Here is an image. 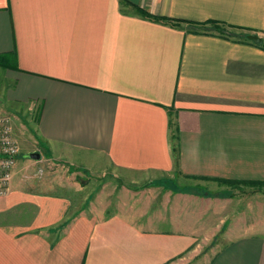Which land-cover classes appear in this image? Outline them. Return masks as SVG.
<instances>
[{
	"label": "crops",
	"instance_id": "1",
	"mask_svg": "<svg viewBox=\"0 0 264 264\" xmlns=\"http://www.w3.org/2000/svg\"><path fill=\"white\" fill-rule=\"evenodd\" d=\"M0 104L44 168L0 196V264H188L176 207L264 182V0H0ZM243 220L202 264H264Z\"/></svg>",
	"mask_w": 264,
	"mask_h": 264
},
{
	"label": "rangeland",
	"instance_id": "2",
	"mask_svg": "<svg viewBox=\"0 0 264 264\" xmlns=\"http://www.w3.org/2000/svg\"><path fill=\"white\" fill-rule=\"evenodd\" d=\"M8 110L10 109L8 108ZM28 125L31 126L29 123ZM24 134L25 136L21 133L15 132V135L17 137L16 139L18 140V143L20 145V163L25 162L27 164L25 166L26 170H34L37 168L38 173L41 175L42 171H44V168L41 167L42 165L40 166L42 161H36L31 158L25 157L29 152H41L39 150L40 147L35 144L34 136L32 133L26 132ZM50 161L51 162L49 165L53 166L54 169L55 167H60V169H55L56 171H54V174H59L58 176L62 178L59 182L71 186L69 190H71L72 195H76L74 191L76 182L78 183L92 181L91 178L86 174H72V171L68 170V167L66 166L67 164L65 163L55 161L53 159H51ZM25 163H23V166ZM106 181L108 180H106V178H103V182ZM230 185H232L230 188L231 191L226 192L225 198L232 197V199L224 202V205L222 207L215 205L205 206L204 203L201 205H194L191 203L190 206L188 205L184 208L176 207V211L180 210L183 213L194 216L197 222H191L192 227H196L199 223L201 226L199 233L196 232L195 235L191 237L190 249L185 251L183 255L176 256V263L182 262L181 257H188V262H190L188 264H202L204 261H208L215 254V252L227 242V238H222V236H225L226 227L231 226L232 221H236V218L238 217L242 222H245L243 218H253V223L258 227L263 228L264 186L252 182H233L230 183ZM193 193V195L195 196L197 192ZM194 196L192 199H194ZM202 196H204V198H215L218 197L219 194L216 193L215 190H212V192L209 191L203 193ZM211 227L213 228L211 229ZM203 228H205L206 233H204ZM204 234H206L207 236H204Z\"/></svg>",
	"mask_w": 264,
	"mask_h": 264
},
{
	"label": "built area",
	"instance_id": "3",
	"mask_svg": "<svg viewBox=\"0 0 264 264\" xmlns=\"http://www.w3.org/2000/svg\"><path fill=\"white\" fill-rule=\"evenodd\" d=\"M20 153L12 118L0 104V196L7 195L10 191Z\"/></svg>",
	"mask_w": 264,
	"mask_h": 264
},
{
	"label": "water",
	"instance_id": "4",
	"mask_svg": "<svg viewBox=\"0 0 264 264\" xmlns=\"http://www.w3.org/2000/svg\"><path fill=\"white\" fill-rule=\"evenodd\" d=\"M247 37L257 43L263 42V39L257 34H248ZM25 157L31 158L33 160H40L42 157V154L39 151H33V152L27 153Z\"/></svg>",
	"mask_w": 264,
	"mask_h": 264
},
{
	"label": "trees",
	"instance_id": "5",
	"mask_svg": "<svg viewBox=\"0 0 264 264\" xmlns=\"http://www.w3.org/2000/svg\"><path fill=\"white\" fill-rule=\"evenodd\" d=\"M214 25H216V27L219 26L217 23H214ZM221 31H222V33H225V32H224V29H223L222 27H221ZM246 37H247V36H246ZM254 183H257V182H254ZM260 185L264 186V182H261Z\"/></svg>",
	"mask_w": 264,
	"mask_h": 264
}]
</instances>
